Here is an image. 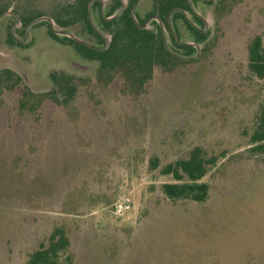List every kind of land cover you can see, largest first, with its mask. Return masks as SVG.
I'll return each instance as SVG.
<instances>
[{"label": "rangeland", "instance_id": "rangeland-1", "mask_svg": "<svg viewBox=\"0 0 264 264\" xmlns=\"http://www.w3.org/2000/svg\"><path fill=\"white\" fill-rule=\"evenodd\" d=\"M77 2L0 0V72L21 76L35 94L55 90L53 75L78 84L67 106L48 100L34 112L19 109L18 91L0 93V264H27L60 226L73 264H264V154L250 151L264 80L248 62L252 39L264 46V0H193L185 12L206 35L200 44L183 20L174 21L178 34L163 22L171 51L197 53L192 46L186 56L174 34L200 54L155 68L137 94L101 76L64 36L53 39L47 24L28 29L48 17L56 30L104 48L83 20L73 21ZM124 2L130 10L132 0ZM112 4L103 0L104 15ZM153 8L141 0L135 15L147 21ZM99 9L92 4L97 28ZM196 148L218 158L202 180L208 198L166 199L161 186L173 178L161 168Z\"/></svg>", "mask_w": 264, "mask_h": 264}, {"label": "trees", "instance_id": "trees-1", "mask_svg": "<svg viewBox=\"0 0 264 264\" xmlns=\"http://www.w3.org/2000/svg\"><path fill=\"white\" fill-rule=\"evenodd\" d=\"M90 1L79 0L77 2L80 7H77L79 11L73 21L79 18L83 20L90 34L106 46L105 41L90 23L88 14V3ZM137 1L132 0L130 10H124L119 17L110 21H107L105 17H111L120 10L121 0H113V4L105 12V15L102 14L100 2H94L100 8L99 31L101 33H111L112 35L110 46L106 51H96L67 37L62 38V42L77 47L85 59L98 63L101 76L104 75L108 81H114L119 78L122 81V85L126 86L123 91L131 94L141 92L145 85L152 80L155 68H166L169 64L181 62L179 58L173 56L167 50L158 22L153 21L157 27L155 32L148 29H140L136 26L132 18V8ZM153 9V12L147 16L146 20L158 17L170 30L172 28L169 24V16L174 10L182 9L186 12H192L189 0H154ZM179 19L183 20L186 26L196 34L195 42L199 44L204 42L206 35L195 29L180 12L175 13L172 17L176 34L178 32L175 30V23ZM195 20L199 23L201 22L196 15ZM138 21L141 25L146 22L139 18ZM56 22L60 26L68 27L60 19H57ZM43 23L49 26L50 36L53 39L58 38L51 30L50 25L47 22ZM113 27H115L114 30H112ZM172 38L179 48L187 52L186 56H191L195 52L192 46L179 45L174 34H172ZM10 39L12 42H16L14 38L10 37ZM16 43L21 46L20 43ZM248 62L250 72L258 79L264 80V46L260 36L252 39L249 44ZM52 81L55 84V90L49 93L35 94L26 85H23L24 80L21 76L10 70H3L0 72V93L5 90L9 92L18 91L19 109L22 111L32 110V112L40 108L48 100L54 102L57 106L65 107L70 101L75 99L78 92V84L73 78L53 75ZM251 146L250 151L252 153L264 154V106L261 109L256 127L251 136ZM217 159V157L207 158L202 149L196 148L187 159L178 160L162 167L160 175L173 178L172 183H165L161 186V192L164 197L170 201H191L195 203L206 201L210 188L202 180L209 174L211 168L217 164ZM151 164L153 169L160 167L157 160H151ZM66 229L63 226L54 228L52 233L41 241L30 254L27 264H73L70 252L71 239L67 232L68 229Z\"/></svg>", "mask_w": 264, "mask_h": 264}, {"label": "water", "instance_id": "water-1", "mask_svg": "<svg viewBox=\"0 0 264 264\" xmlns=\"http://www.w3.org/2000/svg\"><path fill=\"white\" fill-rule=\"evenodd\" d=\"M95 1H99V2L101 3V5H102V14L104 15V13H103V12H104V10H103V0H91V1L89 2V5H88L89 19H90V23H91L92 27H93V28L95 29V31H96V32H97V33L103 38V40H104L105 43H106V46H105L104 48H102V49H98V48L92 46V45L89 44L88 42H86V41H84V40H82V39L76 37V36L73 35V34H70V33H67V32H61V31L56 30L55 27H54V21H53L51 18H48V17H42V18H39L38 20H36L35 22H33V24H31V25L28 27V29H29L31 26H33L34 24H36V23H39V22H48V23L50 24L51 29H52V31H53L54 34H56V35H61V36H64V37H67V38H69V39H71V40H74L75 42H77V43H79V44H81V45H84V46H86V47H88V48H91V49H94V50H98V51H106V50L109 48V46H110V42H111V41H109V40H108V39H107V38H106V37H105V36L99 31V29L96 27V25H95V23H94V21H93V19H92V15H91V7H92V4H93ZM140 1H141V0L138 1V3L134 6V8H133V10H132V18H133V21H134V23L136 24V26H137L138 28H140V29H147L149 23H150L152 20L157 21V22L159 23L160 27H161V30H162V33H163V37H164L165 46H166L167 50L169 51L170 54H172V55H174V56H176V57H179L177 54H175L173 51H171L170 48L168 47V45H167V41H166V38H165V33H164V30H163V22H162L158 17H152V18H150L149 20H147V21H146L144 24H142V25L138 22V20H137V18H136V15H135V10H136V7L138 6V4H139ZM189 2H190V6H191V8L193 9V7H192V2H193V0H189ZM125 6H126V5H125L124 0H121V8H120V10H119L116 14H114L113 16H111V17H105V19H106L107 21H110V20H113V19L119 17V16L124 12V10H125ZM193 10H194V9H193ZM177 12L182 13V14L186 17V19L189 21V23H190L191 25H193V26L196 27L195 23H194L192 20L189 19V17L187 16V13H186L184 10H182V9L174 10V11L170 14V16H169V24H170V26H171V20H172V17H173V15H174L175 13H177ZM204 22H205V24H206V21H205V20H204ZM174 36H175L176 40H178V38L176 37V35H174ZM27 42H28V40H27L26 42H24V43H27ZM184 45H187V46H194V47L197 49V53H196V55H195L194 57H192V58H189V59H183V58H182V59H183V60H193V59H196V58L198 57V55L200 54V48H199V46H198V45H195V44H191V43H185ZM179 58H180V57H179Z\"/></svg>", "mask_w": 264, "mask_h": 264}, {"label": "flooded vegetation", "instance_id": "flooded-vegetation-1", "mask_svg": "<svg viewBox=\"0 0 264 264\" xmlns=\"http://www.w3.org/2000/svg\"><path fill=\"white\" fill-rule=\"evenodd\" d=\"M101 4V3H100ZM101 8H102V5H101ZM197 16V15H196ZM198 17V16H197ZM200 20H201V22L203 23L204 21L200 18V17H198ZM149 20V19H148ZM154 20H152V22H153ZM103 39V38H102ZM179 43V42H178ZM95 47V46H94ZM96 48H98V47H96ZM98 49H101V48H98ZM94 50V49H93ZM96 51H98V50H96ZM174 56V55H173ZM176 57V56H175ZM180 57V56H179ZM179 57H177V58H179ZM180 60H183V59H187V58H183L182 59V57H180L179 58Z\"/></svg>", "mask_w": 264, "mask_h": 264}]
</instances>
